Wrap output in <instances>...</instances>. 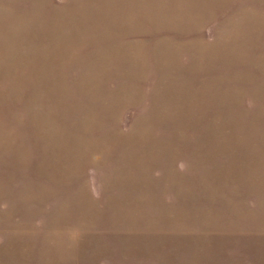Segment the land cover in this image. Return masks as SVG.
I'll return each instance as SVG.
<instances>
[{
    "label": "rangeland",
    "instance_id": "rangeland-1",
    "mask_svg": "<svg viewBox=\"0 0 264 264\" xmlns=\"http://www.w3.org/2000/svg\"><path fill=\"white\" fill-rule=\"evenodd\" d=\"M0 264H264V0H0Z\"/></svg>",
    "mask_w": 264,
    "mask_h": 264
}]
</instances>
